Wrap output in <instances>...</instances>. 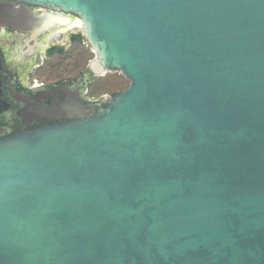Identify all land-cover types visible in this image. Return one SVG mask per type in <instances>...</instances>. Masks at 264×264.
Segmentation results:
<instances>
[{"label":"water","instance_id":"water-1","mask_svg":"<svg viewBox=\"0 0 264 264\" xmlns=\"http://www.w3.org/2000/svg\"><path fill=\"white\" fill-rule=\"evenodd\" d=\"M18 1L130 83L0 140V264H264V0Z\"/></svg>","mask_w":264,"mask_h":264},{"label":"flooded vegetation","instance_id":"flooded-vegetation-1","mask_svg":"<svg viewBox=\"0 0 264 264\" xmlns=\"http://www.w3.org/2000/svg\"><path fill=\"white\" fill-rule=\"evenodd\" d=\"M8 6L27 7L39 19L38 27L53 25L37 32V26L0 21V140L78 118L83 103L106 107L110 94L96 97L90 85L108 72L96 67L94 51L75 22L79 18L60 12L69 18L61 20L39 5L0 0V10ZM30 16L23 11L21 18ZM85 48L93 53L86 62L81 56Z\"/></svg>","mask_w":264,"mask_h":264},{"label":"trees","instance_id":"trees-1","mask_svg":"<svg viewBox=\"0 0 264 264\" xmlns=\"http://www.w3.org/2000/svg\"><path fill=\"white\" fill-rule=\"evenodd\" d=\"M81 53V56L84 59V62L88 58L93 57V53H91L88 49H83ZM80 57V56H79ZM58 64L61 63V61L57 62ZM130 81L119 72L114 73H108L106 75L100 76L96 78L90 85V90L93 95L103 96L112 94L118 90H123L129 86Z\"/></svg>","mask_w":264,"mask_h":264},{"label":"bare ground","instance_id":"bare-ground-1","mask_svg":"<svg viewBox=\"0 0 264 264\" xmlns=\"http://www.w3.org/2000/svg\"><path fill=\"white\" fill-rule=\"evenodd\" d=\"M75 22H76L77 25H80L81 26V20L80 19L78 21H75Z\"/></svg>","mask_w":264,"mask_h":264},{"label":"rangeland","instance_id":"rangeland-1","mask_svg":"<svg viewBox=\"0 0 264 264\" xmlns=\"http://www.w3.org/2000/svg\"><path fill=\"white\" fill-rule=\"evenodd\" d=\"M114 72H119L120 74H122L120 71H111V72H108V73H114ZM123 75V74H122ZM107 95V94H106Z\"/></svg>","mask_w":264,"mask_h":264}]
</instances>
